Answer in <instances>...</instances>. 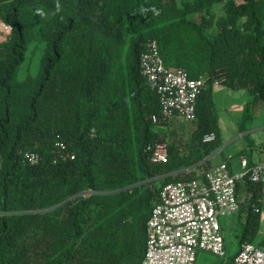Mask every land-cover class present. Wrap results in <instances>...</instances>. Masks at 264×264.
Instances as JSON below:
<instances>
[{
	"label": "trees",
	"instance_id": "trees-1",
	"mask_svg": "<svg viewBox=\"0 0 264 264\" xmlns=\"http://www.w3.org/2000/svg\"><path fill=\"white\" fill-rule=\"evenodd\" d=\"M0 19L12 26L0 41V264H139L163 186L204 176L222 146L214 78L251 92L242 130L264 101V0H0ZM153 39L166 65L209 76L193 136L166 163L145 152L168 139L150 121L159 96L141 69ZM34 41L39 66L20 75ZM58 141L74 159L54 162ZM27 151L40 163H26ZM263 189L248 175L237 185L238 246L264 248Z\"/></svg>",
	"mask_w": 264,
	"mask_h": 264
},
{
	"label": "built area",
	"instance_id": "built-area-1",
	"mask_svg": "<svg viewBox=\"0 0 264 264\" xmlns=\"http://www.w3.org/2000/svg\"><path fill=\"white\" fill-rule=\"evenodd\" d=\"M11 33L12 26L0 19V41L7 40ZM141 69L159 96L160 112L150 115L154 126L198 119L197 99L207 86L208 75L191 78L184 68L166 65L156 39L147 43L141 56ZM213 83L223 85L224 81L214 78ZM216 138V132H209L203 142ZM53 152L54 162L76 156L65 141L56 142ZM145 152L151 162L166 163L170 145L167 141L150 142ZM41 160L37 152L27 151L24 155L26 163L34 165ZM241 165L243 171L233 172L229 163L222 161L204 176L165 184L147 221L146 251L139 264H196L201 251L225 256V237L219 216L239 213L237 185L247 175L253 182L264 184V160L250 165L248 158L243 156ZM258 201H264V189ZM254 210L261 213L260 205H255ZM234 263L264 264V248L255 242L243 241Z\"/></svg>",
	"mask_w": 264,
	"mask_h": 264
},
{
	"label": "rangeland",
	"instance_id": "rangeland-1",
	"mask_svg": "<svg viewBox=\"0 0 264 264\" xmlns=\"http://www.w3.org/2000/svg\"><path fill=\"white\" fill-rule=\"evenodd\" d=\"M213 10L218 15L223 14L224 13L223 3H220V2L216 3L213 7ZM193 18L196 20H200L201 15L196 14L193 16ZM43 49H44L43 43H39L37 41H34L31 43L29 52L27 54L26 63L23 65V68L20 70V73H19L20 75H24V73L28 70H30V73L35 74V71L37 70L39 63H40V57L43 53ZM219 114L221 117V126L224 129L223 132H225V134H228L231 130L230 120L228 119V117L223 111L219 112ZM249 122H252V121H249ZM247 124H251V123H247ZM260 124H264V110L262 112V116L257 118V121H255L254 123L252 122L253 127L259 126ZM195 127H196V121L194 122L172 121L168 124H160L157 126L155 125L154 129H156L158 132L167 133L168 135L167 142L169 143L170 146L172 144H180V146H186L190 142L193 136ZM252 135L257 145L264 144V130L254 132ZM236 138L237 137H234L235 141L228 147V151L234 152L235 154L234 160L236 161L237 164L239 162V166H240L239 155H237L236 153H237V146H239L241 139H236ZM257 145L252 144V146H250L249 149L252 147L253 150H255ZM1 161H2V157L0 155V169H1ZM239 170L243 171L241 169ZM160 186H162L161 182H159L157 187H160ZM240 198H242V196ZM219 220L224 229L223 234L225 237L226 255L223 257H220L211 252L201 251L196 264H229L230 257L235 252H237L238 247H239L238 238L240 236V224L239 223L242 221L241 214H239V218L236 215H232V216L220 215ZM263 236H264V218L262 217L261 227H260L257 240H259ZM233 264L235 263L233 262Z\"/></svg>",
	"mask_w": 264,
	"mask_h": 264
},
{
	"label": "crops",
	"instance_id": "crops-1",
	"mask_svg": "<svg viewBox=\"0 0 264 264\" xmlns=\"http://www.w3.org/2000/svg\"><path fill=\"white\" fill-rule=\"evenodd\" d=\"M213 94L216 106V115L218 116L219 134L222 141V146L215 150L213 154H211L208 158L210 159L209 167L211 168L222 161H227L233 172H241L239 169L243 170L241 165V158L243 156L248 158L250 165L261 163L264 160V144L257 145V143L253 139L252 134L254 132L264 130V124L253 127L252 122L254 123L255 121H257V118L262 116V112L264 110V101H260L255 105L252 113V119L250 120L252 122H248L251 124H247L245 129L242 130V122L245 118V109L248 102L253 98L251 92L245 88L234 89L223 84L215 85L213 87ZM221 111H223L230 120L231 130L228 134H225V132H223L224 129L221 126V117L219 114V112ZM234 137H237L236 139H241L239 146H237L236 153L237 155H239L240 166L239 162L237 164L234 160V152L228 151V147L235 141ZM252 144L257 145L255 150H253L252 147L249 149ZM197 165H194L191 168H194ZM260 207V219L262 221V217L264 218V201L260 203ZM236 216L239 218V213L236 214ZM263 238L264 236L259 240Z\"/></svg>",
	"mask_w": 264,
	"mask_h": 264
},
{
	"label": "water",
	"instance_id": "water-1",
	"mask_svg": "<svg viewBox=\"0 0 264 264\" xmlns=\"http://www.w3.org/2000/svg\"><path fill=\"white\" fill-rule=\"evenodd\" d=\"M210 157V156H209ZM209 157H207L206 159H208ZM183 170H186V169H182V170H179V171H177V172H180V171H183ZM129 187H131V186H129ZM129 187H125V188H123V189H126V188H129ZM123 189H120V190H123ZM120 190H116V191H106L107 193H114V192H118V191H120Z\"/></svg>",
	"mask_w": 264,
	"mask_h": 264
}]
</instances>
